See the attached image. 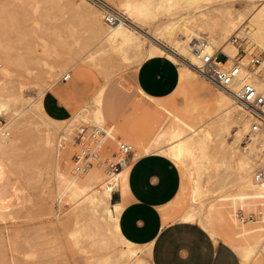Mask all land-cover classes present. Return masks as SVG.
Here are the masks:
<instances>
[{"label":"rangeland","instance_id":"obj_1","mask_svg":"<svg viewBox=\"0 0 264 264\" xmlns=\"http://www.w3.org/2000/svg\"><path fill=\"white\" fill-rule=\"evenodd\" d=\"M82 1L0 0V95H2L0 119L11 131L10 137L0 136V144L4 142L7 145L4 138H8V142L11 144L12 141L13 145L8 150L0 148V264H91L97 256L105 255L111 250L110 247L95 241L89 229L88 231L83 230V233H80L82 237L78 236V239L72 234L76 227V216L79 215L78 219L83 222L87 219L88 213L83 211L74 216L72 209L76 203H72L69 192L63 194L60 192L63 190L59 185L58 171L63 172L69 178L77 173L73 160L76 149L74 143L67 140L58 149V142L63 131L72 135L77 127L84 124L87 128L101 125L110 131L112 136L104 139L99 147L102 161H96L90 167L91 169L79 173V179L87 184L102 180L97 185L100 188H103L107 177V163L118 159L121 155L119 140L132 143L134 148L132 153L135 156L144 153V150L139 148L143 144L138 146L136 141L131 140L130 134L125 131L128 127L142 125L145 120V113L137 104L156 100L138 92L134 83V71L141 63L139 57L142 54H135V47L129 48L128 54L131 58L125 60L121 53L113 52L114 49L110 45L98 43L96 35L100 31L94 27L93 21L84 13ZM87 1L100 13V20H103L104 27L109 23L104 17L108 10L102 5L105 3L123 15L134 16L141 30L151 32L158 24L166 20H174L173 22H180L179 27L182 33L204 31L205 33L202 32L204 36L216 35L217 39L219 38L216 43L219 45L224 43V39H220L217 29L213 30V23L210 19H204L206 12L207 17L210 16L209 9L211 8H206V11L203 9L205 5L233 8L237 12L241 11L243 18L239 22V28L230 32L228 37L238 32L239 35L248 36L249 43H254L259 49L264 48L251 30L253 24L247 18L254 8L250 0ZM139 1L151 2L148 6V13L131 11L123 5L125 2ZM256 3L259 4V1ZM202 7H204L202 9L204 12L200 10ZM192 11L195 12L192 13ZM172 15H176L175 19L171 17ZM245 24L246 27H244ZM242 28H245L244 32L240 31ZM204 38L211 41L209 37L199 39ZM151 42L153 41L146 40L144 50H147ZM233 45L238 52L237 45L235 43ZM181 62L179 60L180 66ZM82 68L84 70L81 73ZM258 69L264 81V55L263 62ZM68 71L72 72L71 77L63 80V75ZM54 83L57 89L61 90L59 96L72 106L69 120L68 118L66 121L65 119H60V121L51 119L52 122H48L32 112L31 107L50 119V115L46 113L43 106L38 105V101H41L44 94L51 90L49 88ZM103 84L107 86L106 91L111 85V98L114 106L119 108L126 100L127 102L124 107L119 108L113 120L108 119L107 123L99 124L92 119L90 100ZM117 84L119 87L115 90ZM7 87H11L9 89L11 92L21 91L22 96L18 98L10 96ZM177 87L173 91L176 98L175 104L163 109L164 114L167 115L168 124L165 130L171 132L180 128L188 134L198 128V134L210 141V137L205 133H215L214 110L219 96L224 92L223 89L211 83L200 72L195 76L194 73L185 71ZM170 98L171 96H167L158 101ZM241 105L243 106L242 103ZM83 107L86 108L84 112L75 116V112ZM247 113L244 106L233 112L236 121L226 136L228 141H233L234 133L242 123L246 121L250 126L251 119ZM16 121L25 123L24 132L18 126H13V123L17 125ZM249 130L248 133H250ZM168 132L167 136L152 139L144 145L156 147L165 144L167 142L165 138L169 136ZM248 133L244 140L252 135ZM259 133H264V129ZM248 143L250 141H244L242 144ZM258 150V154H263L262 148ZM163 154L167 155L165 152ZM167 156L171 157L169 154ZM211 156H213L210 158L212 163L207 161L209 166L204 167L206 169H203L202 176V181L208 184L210 190L203 196V202H196L192 215L181 219L201 223L213 237L225 239L234 245L242 257H244L243 253L246 248L252 247L250 264H264V190L258 186L257 189L261 191L251 193L244 189L237 176L221 174L229 166L230 160V154L225 152V149L217 154L212 153ZM172 159L182 167H180L181 186L176 198L166 208L176 213L191 202L193 179L184 165ZM213 159L218 160V166L215 165ZM254 165L251 172L253 179L255 170L264 166V162L257 161ZM183 170L187 176L184 175ZM209 173L214 176L207 177ZM120 187L121 179L117 184V188ZM234 208H237V213L242 211L243 218L239 214V219L234 216ZM251 213L253 217L249 216ZM67 214L69 215L65 220L58 219ZM141 254L145 256L149 253L141 252Z\"/></svg>","mask_w":264,"mask_h":264},{"label":"bare ground","instance_id":"obj_2","mask_svg":"<svg viewBox=\"0 0 264 264\" xmlns=\"http://www.w3.org/2000/svg\"><path fill=\"white\" fill-rule=\"evenodd\" d=\"M257 1H259V4L256 3ZM82 2L84 5V13L93 21L94 27L100 31L96 35L98 39L97 40L98 43L110 45L112 49H114L113 52L115 51V53L116 52L121 53L125 60H128L131 58L130 54H128V51H129V48H132V47L136 48L134 50L135 54H138V55L142 54L139 57L140 62L154 55H163V56L173 59L174 61L178 63H179V60H181L182 61L181 62L182 65L180 66L181 72H179L180 79L182 78V74L184 71L187 73H194L195 76L199 72L197 68V64L199 63V61L194 55V52L192 49H193L195 40H198L201 37H209V39L215 46L223 48V50L227 52L231 57H233L237 52L235 45H233V42L232 40H230V37H228V34L232 32L233 30L239 28V22L243 18V14L241 13V11L237 12L233 8H229L225 6L223 7L221 5H218L217 7H210V5L209 6L205 5L206 6L205 8L202 7L200 9L202 11L203 8H204L203 10H205L206 8L208 9L211 8L209 9L210 16L207 17V12H206V18L204 17V19L206 20L209 18L210 22L213 23L212 24L213 30L217 29V32H219L218 35H220L219 36L220 39H224V43L223 44L221 43V45H219L216 43L218 42L217 40L219 39V38L217 39L216 35H205L204 36L203 35V33H205L204 31H202L203 33L202 32L201 33H198V32L197 33L196 32L182 33L181 28L179 27L180 22L178 21L173 22L174 20L173 21L166 20L160 23L155 27L153 31L150 32L149 30H141V26L137 23L138 20L134 16L131 17L130 15L119 14V19L114 23H108L109 27H107L108 26L107 25L105 26L106 27L105 28L102 22L103 20L102 21L100 20V16H99L100 13H98V11L95 9L96 7L94 6L95 7L94 8L93 6H91L92 4L90 5L87 0H83ZM146 2L147 1H139L136 3L125 2L123 3V5H126L128 10H131V11L137 10L136 12H139V13H148L149 12L148 6H149V3L151 2H148V3ZM250 2H251L250 4L254 6V8L252 9V11L249 12L247 18L253 24L251 30L253 31L255 36L258 38V40L261 42L262 46H264V0H250ZM160 4L162 3L160 2ZM102 5L105 6L107 9L111 10V7H109L105 3ZM164 8H168V7H164ZM193 12L195 11H192V13ZM208 15H209V12H208ZM175 16L172 15L171 17L175 19ZM216 25H218V27ZM147 39L153 42H151L147 50H144V45ZM102 47H104V45ZM121 56L119 57L121 58ZM254 76L255 75H253V73L249 71H245L241 75V77L232 84V87L234 88V90L237 91L241 88L245 80L255 79L258 87L263 89L264 81H262L261 78H258L257 76L254 77ZM263 78H264V75H263ZM182 82L184 83V81ZM105 86L106 84H103L102 87L98 90V92H96L95 95L93 94L94 96L90 100V103L92 105L90 107L92 111V116H93L92 119L99 124L105 123L103 113H102V95H103ZM7 88H8V93L10 96H13L14 98H18L19 96H22L21 91L11 92L9 91L11 87H7ZM1 96L2 95H0V98ZM42 99L41 101H38V105L40 104L41 106H43ZM240 108H243V106L235 98V94L233 92L224 91L221 93V96H219V99L217 101V106L214 110L215 111L214 113L216 116V119L214 120L215 133L214 134H211L209 132L205 133L206 136L210 137V141L203 135L198 134V128H196L195 130H193L192 132L188 134L185 132L184 129L179 128L171 132H168V130H165L159 136L161 138V137H164L165 135L167 136V132L169 133V136L165 138V141H167L165 144L163 143L162 145L153 147L147 144L145 145L143 144V146H141V143H138V146H141L140 148H143L146 151H160L163 153L164 152L167 153V155L169 154L172 158H174L175 160H177L178 162H180L182 165H184L187 168L189 175L193 179V191H192L191 203L188 209L186 210V212L182 215V218L190 217L192 215L193 208L196 202H199V201L203 202V196L206 194L207 191L210 190L208 184H205L202 181V176L204 173L203 169L205 170L206 168L204 167L209 166L208 162L212 163L210 158H212L213 156H211V154L212 153L217 154L219 153V151L221 152L222 149H225V152H228L230 154V160L228 164L229 166L227 167V169H225V171H222L223 173L221 172V174L225 173L224 175L233 174L237 176L241 180V184L243 185L244 189L251 191V193L259 191L260 189H257L258 186L263 188L261 190H264V180H262L261 182H257L253 179L252 177L253 175H251L253 167L255 166L254 163H256L257 161L264 162V152L263 154H258L259 153L258 149L262 148V150L264 151V133L256 132L249 137L247 135L248 137L247 140H244V137L246 133H248V130L250 127L249 124L246 123L245 121V123H242L241 127H239L235 131L234 133L235 138H233V141L230 142L226 139L227 134L230 132L231 126L234 125L236 121L235 118L233 117L234 116L233 112ZM31 109L33 110L32 112H35V114L39 115L40 117H43L44 121L52 122L51 119L60 121V119L53 118L52 116H50V119L47 117H44L41 114V112H39L35 108L33 109V107H31ZM85 109L86 108L83 107L82 109L76 111L74 115L78 116L79 114L83 113ZM66 119L65 120L62 119V120L66 121ZM67 120H69V118ZM16 123L17 125L13 123V126L15 127L18 126V128L23 129V132H24V127L26 126L25 123H23V121H16ZM237 123H238V120H237ZM4 140H5V143H7V145L4 144V142H1L0 148L4 150L6 149L8 150V148L13 146L12 141H11V144L8 142V138H4ZM244 141L245 142L250 141V143L243 145L242 143ZM212 149H214V151H212ZM215 149H218V150L216 151ZM213 160H214L213 162L215 163V165L218 166L219 165L218 160L216 159H213ZM206 162L208 164H206ZM128 166L124 167L120 171L119 180L122 179V176L124 175ZM79 173H83V172H77L75 175H73V177L69 178L63 172L58 171L59 181H60L59 185H60L61 190H63L60 192L62 194L65 192H69L70 199L73 200L72 203L73 204L76 203L74 204V207L72 209V212H74L73 215L75 216L77 214L82 213L83 211H86L88 213L87 219H84L83 222L78 219L79 215L76 216L77 217L76 227L72 231V234L75 235L76 239H78V236H81L80 233H83L82 232L83 230L88 231L89 229V233H91L95 237L94 238L95 241L100 242L106 245L107 247L111 248V250H109V252L106 253L105 255L102 254V255L97 256V258L94 257L96 259L92 260L91 264H144L145 262H147L146 257H144V255H142L141 252H147V254L148 253L150 254L151 244L135 243L127 239L121 231L119 219H120L121 211L124 208L123 204L118 201L112 200L113 193L111 190L107 189L105 186L104 188H100L97 186L99 183H101L102 180H99L96 183L93 182V183L87 184L86 182L79 179L80 177ZM211 175L212 173H209L207 177ZM44 203L45 204L47 203L46 200H44ZM233 214L237 219H239L237 208L236 209L234 208ZM68 215L69 214L65 215V217H61L58 219L65 220ZM70 236L73 238L72 235ZM72 245H74V243ZM252 251H253L252 247L246 248V251L243 253L244 255L243 264H250V259H251L250 255L251 253H253Z\"/></svg>","mask_w":264,"mask_h":264},{"label":"crops","instance_id":"obj_3","mask_svg":"<svg viewBox=\"0 0 264 264\" xmlns=\"http://www.w3.org/2000/svg\"><path fill=\"white\" fill-rule=\"evenodd\" d=\"M179 72V63L163 55L148 57L136 67L134 83L137 91L156 99L155 102L138 103L145 113V120L140 126L125 129L136 144L158 138L167 127V115L163 109L175 104L173 91L180 81ZM106 87L102 95L105 123L108 119L113 120L119 108L127 102L119 108L114 106L111 85L107 91ZM118 87L115 85V90ZM49 89L43 97L46 113L57 119L69 118L72 106L59 96L61 90L55 83ZM167 96L171 98L158 101ZM127 158L129 166L122 176L121 187L112 197L124 206L119 219L123 235L138 244H151V253L144 256L147 259L144 264H243V257L234 245L213 237L197 221L181 219L191 202L176 213L166 208L176 198L181 186L180 165L171 157L155 151L144 150L143 154L136 156L130 153Z\"/></svg>","mask_w":264,"mask_h":264},{"label":"built area","instance_id":"obj_4","mask_svg":"<svg viewBox=\"0 0 264 264\" xmlns=\"http://www.w3.org/2000/svg\"><path fill=\"white\" fill-rule=\"evenodd\" d=\"M119 11L111 8L104 14L105 20L114 23L119 19ZM246 27V24L244 25ZM245 28L240 29L244 32ZM230 40L238 47V52L231 57L221 47H216L208 39H198L193 45V52L199 63L198 71L204 75L211 83L224 91H231L235 98L243 104L248 111L247 116L250 120V133L254 134L264 129V88H259L255 79H247L243 82L239 90H234L232 84L241 77L245 71L261 78L258 69L263 62L264 48L259 49L254 43H249L248 36L239 35L238 32L230 36ZM231 61V63H229ZM72 72L68 71L63 75V80L71 77ZM254 76V77H255ZM11 131L6 123L0 119V136L8 137ZM248 133V135H250ZM111 133L101 125H93L87 128L86 124L75 129L72 135L63 131L58 142V149L69 140L74 143L75 152L73 155L74 169L77 172H85L92 167L96 161L101 160L99 147L101 142L111 137ZM121 155L118 159L107 163V177L103 184L114 193L118 188L120 171L128 165V154L134 151L133 144L119 140ZM102 161V160H101ZM264 179V166L258 167L254 172V180L261 182ZM238 214L243 218L244 214ZM253 217L251 213L249 215Z\"/></svg>","mask_w":264,"mask_h":264}]
</instances>
